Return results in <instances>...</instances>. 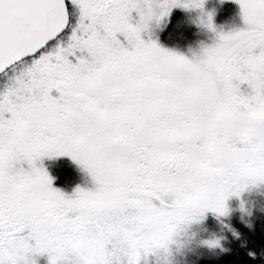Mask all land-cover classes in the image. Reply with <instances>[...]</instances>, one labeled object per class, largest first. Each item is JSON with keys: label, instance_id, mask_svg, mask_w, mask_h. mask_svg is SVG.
I'll return each mask as SVG.
<instances>
[{"label": "snow or ice", "instance_id": "1", "mask_svg": "<svg viewBox=\"0 0 264 264\" xmlns=\"http://www.w3.org/2000/svg\"><path fill=\"white\" fill-rule=\"evenodd\" d=\"M236 2L245 27L194 62L142 38V0H0V72L23 65L0 90V264H109L114 245L140 264L176 213L227 215L264 183V0ZM202 5L156 0L160 18ZM57 156L94 188H54L37 161Z\"/></svg>", "mask_w": 264, "mask_h": 264}, {"label": "rangeland", "instance_id": "2", "mask_svg": "<svg viewBox=\"0 0 264 264\" xmlns=\"http://www.w3.org/2000/svg\"><path fill=\"white\" fill-rule=\"evenodd\" d=\"M226 3L232 5V10L224 12V4ZM174 12H182L185 15L191 27L190 32L193 34L181 38L183 42L190 41L183 44V46L169 44V51L183 55L190 60L199 55L203 48L211 47L217 43V33H228L245 27L240 6L236 0H203L202 7H172L168 15L162 17L159 21L154 20L151 22L148 29L141 34L142 38L146 42L152 41L148 37L157 29H164L166 20H171ZM209 14L212 15V23L215 31L210 30L206 26ZM136 19L138 17L133 13V23H135ZM22 68L23 65L15 70L10 68L0 76V90ZM53 94L55 95V93ZM73 163L74 166L72 168L74 172L76 174L79 173L80 176L82 175L83 180H80L79 185H70L67 187L55 186V188L61 190L68 196H71L77 187L86 189L94 188L90 174L76 162ZM162 203L165 208L172 209L176 203L175 194H172L168 201H162ZM226 204L228 208L227 215L217 216L209 211L202 219L197 217V221L189 225V235L182 247L177 249L175 244L170 246L173 253L172 257L166 260L163 256L149 253L147 256L142 255L140 264H204L203 262L220 259L225 254L223 243L225 242L227 234H231L232 238H237L240 229L244 227L249 228L258 217L264 220V183L249 184L238 196H230ZM123 212L124 224H134L140 220V217L131 208L125 209ZM141 228L142 224L136 223L135 229L129 230L139 231ZM213 237L219 240L218 246L209 247L207 244L202 243V241ZM34 259L36 260V264H49L48 257L45 258L43 255L36 256Z\"/></svg>", "mask_w": 264, "mask_h": 264}, {"label": "trees", "instance_id": "3", "mask_svg": "<svg viewBox=\"0 0 264 264\" xmlns=\"http://www.w3.org/2000/svg\"><path fill=\"white\" fill-rule=\"evenodd\" d=\"M224 12L232 10V5L224 4ZM178 13V14H177ZM174 12L167 30L162 34L170 45L183 46L190 42L181 41V38L193 34L187 18L182 12ZM231 17V16H227ZM185 23V24H184ZM170 36V37H168ZM195 38V36H194ZM193 38V39H194ZM71 175L69 170L62 169L59 175L61 181ZM61 184V183H60ZM241 224V223H240ZM242 225V224H241ZM244 226V225H243ZM224 245L225 254L216 261L203 262L204 264H264V220L257 218L249 228H242L238 237L227 234ZM205 261V260H204Z\"/></svg>", "mask_w": 264, "mask_h": 264}, {"label": "clouds", "instance_id": "4", "mask_svg": "<svg viewBox=\"0 0 264 264\" xmlns=\"http://www.w3.org/2000/svg\"><path fill=\"white\" fill-rule=\"evenodd\" d=\"M141 12L144 17V22L147 25V29L152 21L154 20L159 21L161 19L160 9L156 6V0H142ZM203 50L194 59H191V61L196 62L201 60L203 58ZM171 210L174 213H176V203L174 204ZM196 221H197V217L194 216L183 217L180 216L179 213H176V215L173 216L170 224L167 227L165 237L159 241L145 244L142 248L138 249V251L140 252L141 256L142 255L147 256L149 253H152L157 256H163L167 260L173 255L170 246L175 244L177 246V249L182 247L183 243L186 241V238L189 235L188 232L189 225H191ZM119 229L124 232H127L129 230L124 226L123 223L119 225ZM120 243H121L120 240L116 241V244H120ZM202 243L207 244L209 247H215L219 245V240L213 237L208 240L202 241ZM116 253H120L122 255H128L127 251L124 248L122 247L116 248L114 245V253L110 254L108 257L109 264H111L112 255ZM83 259L84 257L82 254L75 253L73 257V264H79V262Z\"/></svg>", "mask_w": 264, "mask_h": 264}, {"label": "flooded vegetation", "instance_id": "5", "mask_svg": "<svg viewBox=\"0 0 264 264\" xmlns=\"http://www.w3.org/2000/svg\"><path fill=\"white\" fill-rule=\"evenodd\" d=\"M171 20H166L165 28L157 29L154 33H152L148 38L152 39V41L156 42L160 47L169 50V44L167 40H164L162 34L167 30L169 23ZM170 37V36H168ZM74 161L69 156H57L54 158L44 157L42 161H37V166H43L45 170L48 172L49 176L52 178L53 187L59 185V187H67L70 185H79L80 180L82 181V175L79 173H75L72 166H74ZM27 168V165H24ZM62 169L69 170L71 175L68 179L61 181L59 178L60 172ZM61 183V184H60ZM45 258L48 257L47 254L43 255Z\"/></svg>", "mask_w": 264, "mask_h": 264}, {"label": "water", "instance_id": "6", "mask_svg": "<svg viewBox=\"0 0 264 264\" xmlns=\"http://www.w3.org/2000/svg\"><path fill=\"white\" fill-rule=\"evenodd\" d=\"M9 68H10V67H9ZM9 68H8V69H9ZM6 70H7V69H6ZM1 73H3V72H0V74H1Z\"/></svg>", "mask_w": 264, "mask_h": 264}]
</instances>
